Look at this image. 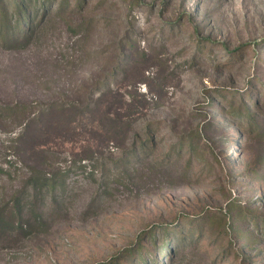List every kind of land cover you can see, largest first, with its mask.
Instances as JSON below:
<instances>
[{"label": "rangeland", "instance_id": "rangeland-1", "mask_svg": "<svg viewBox=\"0 0 264 264\" xmlns=\"http://www.w3.org/2000/svg\"><path fill=\"white\" fill-rule=\"evenodd\" d=\"M26 7L0 29V264H264V0Z\"/></svg>", "mask_w": 264, "mask_h": 264}, {"label": "trees", "instance_id": "trees-1", "mask_svg": "<svg viewBox=\"0 0 264 264\" xmlns=\"http://www.w3.org/2000/svg\"><path fill=\"white\" fill-rule=\"evenodd\" d=\"M37 1V0H35ZM26 4H27V0H11L9 2V4L7 5L8 7L4 8L3 4L0 6V29H2L3 25L5 26H8L9 23H7V20L8 19V11L11 9L13 15H14V22L15 24L12 25V27H9V30L10 32H14V33H17V34H23L27 31V27L24 26V23H26L27 25H31V22H32V16L30 15L27 7H26ZM246 113L248 114L249 111L247 110ZM149 139H151V136L149 138H146L142 141L141 143V147H144L145 144L147 143V141H149ZM51 179V178H49ZM51 188L54 187V184H55V181H51ZM31 188L32 189H36L38 186H39V182L36 181V179L34 180L33 183H31ZM38 206H33L32 208V215L36 218V223L37 224H43L45 222V220L42 218V210L39 209V206H42L43 204V201L39 200L38 201ZM38 213V214H37ZM253 224L255 227L259 228V230L261 231V237H264V217L259 219L258 218H254L253 220ZM27 222L24 221L23 219L19 220L18 221V226H19V229L22 230L25 228V224ZM233 226L232 227H236L233 229V231L235 232V235H240V227L237 226V221L234 223H232ZM179 234L181 232H178ZM153 234V233H150V235ZM242 236L244 237L245 239V243L247 245H250L253 240L255 239V236L256 238L260 239L259 236L255 235V232L252 230V229H247L245 231V233L242 234ZM143 247V245H141V248ZM153 252L151 251H148L147 252V255H145L144 253H142L141 249H140V255H139V258H140V261H141V264H150L151 261L153 260V262L155 261L156 262V257H152V259L150 258L151 254ZM250 257V256H248Z\"/></svg>", "mask_w": 264, "mask_h": 264}]
</instances>
